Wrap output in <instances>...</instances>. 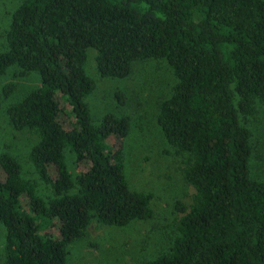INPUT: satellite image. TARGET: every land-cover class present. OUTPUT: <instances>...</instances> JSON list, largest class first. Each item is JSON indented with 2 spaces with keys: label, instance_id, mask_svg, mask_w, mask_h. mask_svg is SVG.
I'll use <instances>...</instances> for the list:
<instances>
[{
  "label": "trees",
  "instance_id": "1",
  "mask_svg": "<svg viewBox=\"0 0 264 264\" xmlns=\"http://www.w3.org/2000/svg\"><path fill=\"white\" fill-rule=\"evenodd\" d=\"M4 34L0 77L16 67L40 86L6 109L13 131L36 137L37 179L0 155L1 264H67L68 247L92 222L152 217L151 194L131 190L124 176L129 119L91 120L89 50L101 79L126 78L142 61L164 62L174 78L156 123L194 193L189 206L174 201L169 246L144 264H264V181L249 177L247 125L264 111V0H20ZM56 96L73 117L69 131ZM110 136L119 149L105 146ZM82 162L85 171L71 172Z\"/></svg>",
  "mask_w": 264,
  "mask_h": 264
},
{
  "label": "rangeland",
  "instance_id": "2",
  "mask_svg": "<svg viewBox=\"0 0 264 264\" xmlns=\"http://www.w3.org/2000/svg\"><path fill=\"white\" fill-rule=\"evenodd\" d=\"M20 0H0V50L4 46L5 32L12 13ZM93 50L87 54L84 65L86 75L94 82V90L84 99L90 111L92 122L104 115L127 117L130 131L122 143L116 136H110L103 143L112 150L123 144L122 159L124 176L131 190L151 194L152 217L144 221H132L126 226H102L92 222L85 237L68 247L67 264H144L168 248L173 237V203L181 201L191 204L193 188L184 180L180 171L181 162L164 142L156 123L157 105L168 95V87L174 78L164 62L142 61L132 64L131 73L123 79H101L96 74ZM16 67H10L0 77V155L11 156L19 165L21 177L35 181V174L29 154L36 143V137L28 132L13 131L7 121L6 109L18 103L23 97L40 86L39 77L29 73L15 76ZM61 109L58 122L64 130L75 127L70 109L63 99L56 96ZM251 129V146L254 159L249 161V177L264 181V111L247 118ZM108 145V146H107ZM169 152V153H168ZM71 172L80 173L88 168V162L76 166L70 164ZM56 177L53 167L49 169ZM0 169V182L4 180ZM39 193H48L45 186ZM26 204L23 199L22 205ZM179 218V215L176 218ZM55 231V229H53ZM5 245V229L0 224V261ZM1 264V263H0Z\"/></svg>",
  "mask_w": 264,
  "mask_h": 264
}]
</instances>
